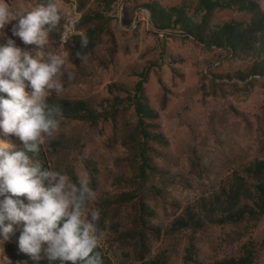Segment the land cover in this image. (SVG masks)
Here are the masks:
<instances>
[{
    "label": "rangeland",
    "instance_id": "rangeland-1",
    "mask_svg": "<svg viewBox=\"0 0 264 264\" xmlns=\"http://www.w3.org/2000/svg\"><path fill=\"white\" fill-rule=\"evenodd\" d=\"M55 2L78 18L64 42L59 25L43 49L12 35L16 21L4 31L33 56L65 53L64 91L46 98L59 130L35 159L90 177L103 264H264V0ZM13 228L0 264H61L21 252L23 223Z\"/></svg>",
    "mask_w": 264,
    "mask_h": 264
},
{
    "label": "clouds",
    "instance_id": "clouds-1",
    "mask_svg": "<svg viewBox=\"0 0 264 264\" xmlns=\"http://www.w3.org/2000/svg\"><path fill=\"white\" fill-rule=\"evenodd\" d=\"M13 21V36L25 45L43 49L58 25L63 29L64 42L78 18L65 19L55 0L21 12L0 0V39L6 41L0 43V93L7 96L0 95V134L15 135L23 145L17 150L10 141L0 138V239L8 241L14 233L13 225L22 222L19 250L33 260H40L43 251L50 261L59 260L61 264H103L97 251L102 239L100 210L88 207L98 199L89 187L90 177L78 175L77 183H73L67 174L43 169L35 159L45 138L59 130L62 108L49 104L46 98L64 91L61 76L65 53H49L45 59L43 51L33 56L18 47L4 31ZM81 45H87L86 38L81 39ZM29 87L30 93L26 91ZM22 196L27 204L19 199Z\"/></svg>",
    "mask_w": 264,
    "mask_h": 264
},
{
    "label": "trees",
    "instance_id": "trees-1",
    "mask_svg": "<svg viewBox=\"0 0 264 264\" xmlns=\"http://www.w3.org/2000/svg\"><path fill=\"white\" fill-rule=\"evenodd\" d=\"M175 12V9H170L168 12H166L165 13V16L168 18V20L170 21V18H173V17H175V16H177L176 14H173ZM192 27H194V26H192ZM159 28H162V29H166V28H168V27H159ZM188 29H185L184 28V30H186V32L187 33H190V31H191V29L192 28H190V27H187ZM256 28V25L254 24V26H253V28L252 29H255ZM196 26L194 27V29H193V34L194 35H198L199 36V34L197 33V31H196ZM198 30V29H197ZM248 30H246L245 31V33L247 32ZM258 31H260V30H258ZM238 34L239 35H241V33H239L238 32ZM230 36H232L231 38H230V42H233V41H235V40H240L239 39V36H237L238 38L236 39V36L232 33ZM213 38V35L212 36H210V39H212ZM144 83H145V81H141L139 84H138V88H137V94H138V96H136V103H135V105H137V110L138 111H140V109H141V105H140V103H141V98H142V92H143V85H144ZM139 95H140V98H139Z\"/></svg>",
    "mask_w": 264,
    "mask_h": 264
},
{
    "label": "crops",
    "instance_id": "crops-1",
    "mask_svg": "<svg viewBox=\"0 0 264 264\" xmlns=\"http://www.w3.org/2000/svg\"><path fill=\"white\" fill-rule=\"evenodd\" d=\"M7 2V1H6Z\"/></svg>",
    "mask_w": 264,
    "mask_h": 264
}]
</instances>
